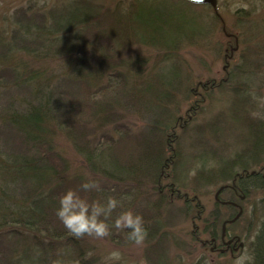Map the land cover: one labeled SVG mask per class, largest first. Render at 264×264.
Wrapping results in <instances>:
<instances>
[{
  "label": "rangeland",
  "instance_id": "obj_1",
  "mask_svg": "<svg viewBox=\"0 0 264 264\" xmlns=\"http://www.w3.org/2000/svg\"><path fill=\"white\" fill-rule=\"evenodd\" d=\"M60 2H64L65 10L71 9L72 4L68 0H0V39H8L11 28H15L16 8L32 5L34 9H50ZM100 2L108 9L119 4L120 14L125 15L122 29H115L113 40L118 57L125 64H130L126 69L133 83L139 85L150 80L154 91H157L158 79L163 74L167 78L178 77L183 86L178 93L163 99L167 102L162 103L160 110L152 94L137 98L140 102L134 114L126 115L128 133L135 136L133 143L130 142L132 147L121 150L115 146L112 150H104L106 167L117 172L122 170L120 173L127 177L131 176L132 164L138 166L139 171L140 161L148 152L149 137L155 133H149L145 128L155 120L154 116L160 117L159 127L167 123L166 118H171V127L167 128L166 135L176 155L179 153L181 158L177 155L176 166L168 170L162 162L143 174L134 172L138 174L139 186L136 188L129 183L125 186L116 183L111 176H104L99 167L92 173L90 165L84 162L83 155L71 140L63 132L53 129L52 144L65 161L68 178L97 179L107 184L109 190L116 187L109 192L118 197L125 191L129 192L121 199L122 207L113 212L111 219L132 208L143 214L148 227V236L142 245L129 241L127 230L113 228L111 235L104 238L85 235L78 239L76 244L81 249L80 254L71 246L57 245L55 251L61 253L57 259L63 264H105L107 253L119 249L123 252L120 264H234L239 255L230 257L228 254L209 253L207 248L201 247L198 239L203 240L208 235L205 232L210 231V214L217 212L219 215L217 230L224 218L234 214L229 205L214 202L216 190L225 183L230 184V180H223L225 176L221 175L220 167L223 165L232 164L227 172L231 177L237 173L247 178L242 184L248 187V193L240 201L241 214L230 226L238 231L244 242L242 253L246 250L251 253V242L264 220V145L252 147L264 139V0H216L215 8L186 0ZM126 23L127 29L124 28ZM40 59L35 66L47 64L48 68L55 70V76L66 66L60 54L55 58ZM60 62L62 67L56 65ZM212 80L215 86L210 83ZM207 81H210L207 83L210 88L198 87ZM120 97L116 96L117 99ZM126 97L128 94L123 95V99ZM150 106L156 110L149 111ZM189 111H193V117L188 119L187 125L173 127L178 117L186 119ZM152 113L151 118L149 114ZM106 129L96 124L92 128L94 135L99 136ZM169 155L165 147L161 158L164 160ZM244 167L247 173L242 172ZM162 169L165 177L160 180V185L165 188L161 193L157 191L160 189L158 185L154 189L152 184ZM255 172L262 179L253 177ZM171 183L180 195L171 193L168 186ZM227 195L228 192H223L221 198L225 199ZM183 196L191 202L187 208L183 207ZM196 205L204 209L200 219H207V223L197 219ZM153 219L158 220V229H153ZM194 224L200 228L198 239L192 234ZM160 239L164 240L163 246H152Z\"/></svg>",
  "mask_w": 264,
  "mask_h": 264
},
{
  "label": "trees",
  "instance_id": "obj_2",
  "mask_svg": "<svg viewBox=\"0 0 264 264\" xmlns=\"http://www.w3.org/2000/svg\"><path fill=\"white\" fill-rule=\"evenodd\" d=\"M68 1L72 4L69 10L64 9V2L50 9H34L32 5L16 8L15 28H11L8 39H0V264H54L61 255L55 249L61 244L71 246L80 254L81 249L76 242L82 237L71 234L56 215L61 195L69 188L78 190L89 201L99 199L103 202L109 195H114L109 191L116 187L109 190L107 184L101 183L102 191L86 192L80 186L87 178H68L65 161L52 144L53 129L63 132L71 140L83 155L84 162L90 165L92 173L99 167L104 176H111L116 183L125 186L129 183L137 188L138 174L150 171L151 166L161 165L162 162L168 170L176 166L177 155L181 158L179 153L176 155L166 135L167 128L171 127V118H166L167 123L159 127L160 117L154 116L155 120L145 128L147 132L155 133L148 136V152L140 161L139 171L138 166L132 164L131 176L127 177L120 173L122 170L117 172L106 167L104 150H112L115 146L126 149L134 141L135 136L128 133L126 115L134 114L140 102L137 98L152 94L160 110L162 103L167 102L163 99L178 93L183 86L178 77L167 78L163 74L158 79L157 91H154L150 80L139 85L133 83L126 69L130 64H125L118 57L113 40L115 29H122L125 16L120 14L119 4L114 9H108L100 0ZM127 27L126 23L124 28ZM59 54L62 59L64 57L66 66L57 71V76L47 64L35 66L40 57L55 58ZM56 65L62 67L61 62ZM209 82L198 84V87L210 88ZM210 83L215 86L213 80ZM191 90L195 93L193 88ZM124 94L128 97L123 99ZM116 96L121 97L117 99ZM150 109L153 111L155 108L150 106ZM191 112H186L187 118L181 128L187 125L188 119H192ZM150 115L153 116V113ZM94 124L107 129L100 136L94 135ZM176 124L178 121L173 127ZM257 145L263 147L264 139L252 147ZM165 147L170 155L163 160ZM230 166L232 164L220 167L225 181L231 179V175L227 174ZM246 170L242 168L243 173H247ZM158 175L152 184L154 189L156 185L160 188V180L165 177L161 172ZM245 180L247 178L242 177L238 183L242 187L241 193L246 196L248 187L242 185ZM168 186L172 192L179 193L174 183ZM128 194L125 191L124 195L116 197L121 200ZM183 199V207H189L190 201L185 197ZM228 199L231 200L225 198ZM198 216L202 218V211L198 212ZM208 218L210 232L213 233L217 229L219 215L215 212ZM155 220H152L153 229H158L159 222ZM199 221L207 223V219ZM163 244L164 240L160 239L152 246ZM251 245L254 264H264V220ZM153 261L156 259L153 258Z\"/></svg>",
  "mask_w": 264,
  "mask_h": 264
},
{
  "label": "clouds",
  "instance_id": "obj_3",
  "mask_svg": "<svg viewBox=\"0 0 264 264\" xmlns=\"http://www.w3.org/2000/svg\"><path fill=\"white\" fill-rule=\"evenodd\" d=\"M192 2L202 4L203 0H192ZM80 187L86 192L102 191L100 181L91 177ZM118 207H122V203L114 195H109L103 202L99 199L89 201L81 196L78 190L69 188L59 199L56 215L77 238L85 235L104 238L110 236L115 228L120 231L127 230V239L136 245H142L148 236L143 214L128 208L112 220V214ZM104 261L105 264H120L123 261V252L113 249L107 253ZM54 264H63V261L57 259ZM234 264H254V256L246 250L235 259Z\"/></svg>",
  "mask_w": 264,
  "mask_h": 264
},
{
  "label": "flooded vegetation",
  "instance_id": "obj_4",
  "mask_svg": "<svg viewBox=\"0 0 264 264\" xmlns=\"http://www.w3.org/2000/svg\"><path fill=\"white\" fill-rule=\"evenodd\" d=\"M183 123H185V120L182 119L181 117L178 118V124H176V126L181 127V125H183ZM161 174H163V170H161ZM237 173H234L230 179V184L226 185L224 184V188L220 191L219 195H218V199L216 200L214 198V202L218 203V204H222V201H229V202H233L234 204H222V205H229L232 209H231V213L233 215H230L229 217L224 218L221 221L220 224V229L217 230L215 232H205L206 234H208L203 240L198 239L199 234H200V228L198 225L194 224V229L192 231L193 236L195 237V239L200 240V245L203 249H208L209 253H215L216 255H225L228 254L230 257H236L238 255H240L244 249V242L241 239V236L239 235L237 230H232L230 228V226H232L235 222H230L229 220H231L236 213L238 212V204L241 200L240 199V195H241V185L238 183L240 181V179L242 178V176L236 175ZM255 176H259V173L255 172L253 173ZM160 187V192H162L164 189L161 188L162 186L159 184ZM172 188H170L171 190ZM174 192V191H173ZM171 190V193H173ZM223 192H228L227 197L231 198V200H225L221 198V195L223 194ZM215 195V194H214ZM243 196V195H242ZM236 203V204H235ZM199 206V205H198ZM204 209L202 207H199L197 212H201ZM200 216L197 217V219H199ZM224 221L226 222L225 228L224 230L222 229V224ZM194 223V220H193ZM242 242V244H241Z\"/></svg>",
  "mask_w": 264,
  "mask_h": 264
},
{
  "label": "water",
  "instance_id": "obj_5",
  "mask_svg": "<svg viewBox=\"0 0 264 264\" xmlns=\"http://www.w3.org/2000/svg\"><path fill=\"white\" fill-rule=\"evenodd\" d=\"M187 1H189V2H192V0H187ZM193 3V2H192ZM202 4H209L210 6H212L213 8H215V6H216V0H203V3ZM225 186H220L217 190H216V192H215V195H214V198L217 200L218 199V195H219V193H220V191L224 188ZM222 204H234L233 202H229V201H222L221 202ZM241 211H242V209H241V207H239V211L236 213V215L231 219V220H229L230 222H233V221H235L238 217H239V215L241 214ZM226 222L227 221H224L223 222V224H222V229L224 230V228H225V225H226Z\"/></svg>",
  "mask_w": 264,
  "mask_h": 264
},
{
  "label": "bare ground",
  "instance_id": "obj_6",
  "mask_svg": "<svg viewBox=\"0 0 264 264\" xmlns=\"http://www.w3.org/2000/svg\"><path fill=\"white\" fill-rule=\"evenodd\" d=\"M253 177H256L255 175H253ZM258 178H260V179H262V176H257ZM243 195V196H242ZM245 199V195L244 194H242L241 193V195H240V199L239 200H241V201H243ZM236 204V203H235ZM239 207H241V209H242V205L240 204V202H239V204H238V211H239ZM241 244H242V242H241Z\"/></svg>",
  "mask_w": 264,
  "mask_h": 264
}]
</instances>
